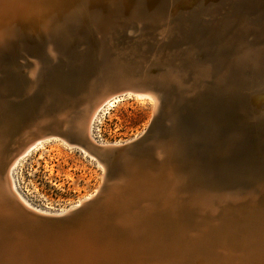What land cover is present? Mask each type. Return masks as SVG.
I'll list each match as a JSON object with an SVG mask.
<instances>
[{
  "label": "water",
  "instance_id": "95a60500",
  "mask_svg": "<svg viewBox=\"0 0 264 264\" xmlns=\"http://www.w3.org/2000/svg\"><path fill=\"white\" fill-rule=\"evenodd\" d=\"M80 2V10H69L68 13L70 15H85L92 6L99 3L96 0H80ZM144 2H148V0ZM221 3L225 4L226 0H222ZM37 4L40 5L41 3ZM219 8L222 10L223 5ZM225 8L224 5L223 9ZM255 9L256 8L248 10L253 13ZM36 12L37 18L42 17L48 14V6L44 5L43 9L41 8ZM139 18L141 19V25L146 29H148L153 22L151 13H144ZM8 21L13 22L14 20L10 21L5 18H0V22ZM97 23L96 27L100 28L103 24V20L98 19ZM198 25L200 26V23H195V27ZM128 26H130L129 22ZM84 28H86V26H84ZM128 28L127 33L130 35V38L126 40L121 32H119V35L114 31L109 33L108 37L113 34L114 39L116 38L114 43L116 49H111L108 40L104 42V44L102 42L100 44L96 42L95 39L88 50L83 54H80L79 50L77 56L74 57L75 50H68L66 53L69 57H56L55 65L48 76V84L57 88H54L55 91L44 104L41 105V102H38L32 112L28 111L29 108L25 109L22 101L19 103V100H17L16 104H18L15 107L14 104L12 105L15 110V112H13L14 119L18 121L19 124L15 128L16 130L13 131L14 136L10 137L11 139H9L7 144L6 151L9 152L8 154H12L10 159L15 154L16 142L23 136V133L30 132L31 130L33 138L57 136L64 139L69 144L81 145L82 138L77 131L78 129L74 124L62 122L59 116L62 111L70 106L82 105L80 110L84 111L95 99L106 94H124L127 91L151 89L155 95L162 92V98L159 111L152 116L146 132L153 133V130L157 127L160 120H163L166 116H169V114L175 118H182V121L187 124L189 123L193 126L189 129L194 132L196 128H201L203 124V115L201 114L207 113L208 117L220 124L219 129L217 133L212 129L209 132L203 130L200 134H193L196 138L192 136L193 139H190L193 142L192 146L194 147L195 145V147H198L196 142L202 141L208 147V149L206 147L205 150L213 152V145L219 143L222 149H227V161L230 162V167L232 166L235 171H232V169L230 171L227 169L225 170L224 167L220 165L221 161L226 158V156H224L225 154L221 155V157L213 154V157L209 158V154H212L211 152H200L199 154L204 161L206 160L209 162L206 168L199 166V169L202 170L200 177L207 181L205 186H209L210 184H223V186L225 184L226 186L229 181L235 180V182H238L239 180L245 187L257 188L260 184V178L255 179V181H250L247 177H239V174L246 171L244 159L253 154L257 155V159H259L260 147L264 145V70L261 68L262 63H259L257 66H252V68L247 67L245 68L248 69L246 71L243 69L244 66L240 69L230 67L227 71L223 66L216 65L214 67L216 71L214 77L215 80L219 81V84H216V86L211 83L209 79H204L201 85L196 88L197 86L195 82L192 81L194 77L191 73L192 87L186 89L181 82L183 76L181 74L184 72L183 68L179 71V78H177V81L162 84L163 75L166 71L165 65L169 60V55L173 56L174 53L177 57H182L185 53H191L194 60L202 59L206 54L205 49L208 46V40L202 37L198 44H194V38L192 37L197 34L191 32L187 34L180 33V28L178 27L176 30L177 41L174 42L178 43L176 47L170 50L173 42L169 39L166 43L161 44V47L157 46V48L154 49V39L150 38L146 32L132 34ZM14 38L15 39L10 41L11 48L13 49L11 52L16 53V55L18 54L19 57H15L14 60H11V64H14V67L11 69L9 78L7 79L8 83L6 89H8L7 91L9 93L3 96V103L0 105V122H2L3 119L4 122L6 121V112L12 109L11 107L5 110L7 107L5 103H8L9 99L11 101L13 90L16 89L15 87L22 79H27L26 75L32 66L30 56L34 52H40L38 49L39 47L34 45L35 42L39 43L41 39L40 35L36 32L28 31L26 36H23L17 30L16 33H14ZM96 43L100 45L99 48H97ZM120 44L122 45L120 46ZM18 45L25 47L23 52L19 51ZM191 45H194V47H191ZM121 49H123V52ZM124 59L133 65H137L140 60H144L147 62V65L140 67V69L133 70L125 67L123 68L121 62L124 61ZM154 60H156V63L153 67L151 63H153ZM191 64L193 65L192 62L189 65H187V62L185 63L188 68L191 67ZM252 75L253 81H250L249 78L250 76L252 77ZM200 89L206 94V98L208 99L207 102L211 103V105L209 104V109L196 110L198 104L194 105L193 102L189 101L186 102L188 106L182 104H180L181 107L177 106L179 101L178 95H188L187 97L184 96L186 98H189V96L195 97L201 91ZM188 92L190 94H187ZM216 94L219 96H216ZM230 94L234 96V102L237 105L236 108H234L232 105L233 103L227 98ZM35 101L37 100H34L33 103H35ZM225 105L229 107L230 110L226 111L225 108H223L226 107ZM84 107L86 108L84 109ZM180 126V133L184 136L183 131L189 126H185L184 123ZM189 129H186L185 132L190 131ZM192 148L185 149L180 146L174 150L178 151V154L175 152V157L177 159L180 158L176 160L179 167L182 166L186 172H189L190 166L192 165L190 161L191 157L194 156ZM200 149L202 148H199V150ZM94 155L102 164L105 163L106 158L103 161L97 153ZM184 155H187L185 158L186 160L181 159ZM129 158L124 159L118 155L110 164L105 163L106 174L99 194L95 198H91V200L84 202L81 206L70 209L61 215L47 216L45 224L41 228L38 227L33 217L40 218L43 215L28 209V207L10 191L7 182L3 183L2 180L0 183V257L8 258L7 256L10 255L7 252H15L16 254L23 253L24 255L22 256L25 258L21 257L19 260H24L28 263L31 262V255L35 256V249L40 248L46 253V262H44V264H100L101 257L96 259L94 263L92 258L97 250L95 245L100 239L105 238L104 234L107 230L106 220L108 219L107 207L111 210L113 206L110 201L111 196L107 199L106 204L101 205V209H99V205L96 203L104 194L106 187L110 185V179L121 176L127 170L131 163ZM8 160L5 157L1 162L4 165L5 161L7 162ZM230 167L228 168L230 169ZM256 170L258 171V168H256ZM259 173L260 171L256 174L258 175ZM114 174H116V177L113 176ZM192 176V173L189 172L185 173L184 178L185 180L187 179V182L191 181L190 184L192 187H199L197 183L193 182L192 179L194 178ZM153 179L155 180V178ZM139 182L144 188L150 183V180L142 178L139 179ZM203 187L204 186L201 187V190H203ZM185 188L184 185L183 190L187 191ZM226 188L228 189L229 187L226 186ZM154 193L155 191H153L151 196L156 197L157 195ZM109 194L111 195V192H109ZM186 198V196L183 197L185 200ZM156 210L159 211L157 214L158 216H163L164 213H168L164 208H156ZM110 224L111 221L109 222V225ZM150 225V220L148 221V219H146L144 235L149 234L147 229H149ZM113 229H116L115 233H117V228ZM115 233L113 234L114 237H116ZM57 243H61L64 246L69 256L68 261L57 263L56 257H50L54 255V253L51 254V250L53 245L57 247Z\"/></svg>",
  "mask_w": 264,
  "mask_h": 264
},
{
  "label": "rangeland",
  "instance_id": "374dc122",
  "mask_svg": "<svg viewBox=\"0 0 264 264\" xmlns=\"http://www.w3.org/2000/svg\"><path fill=\"white\" fill-rule=\"evenodd\" d=\"M187 8L189 7H184L185 10H189ZM203 8L202 6L200 7L201 10H203ZM177 9L175 12L179 13ZM197 10H199V8L196 9V11ZM185 22H181L183 24L181 27H186ZM131 24H134L133 26L139 29L137 28L139 23ZM165 28L168 31H172L171 25H166L165 22L162 23L161 27L156 30V40H163L162 32ZM241 28L236 26V32L242 33L243 29ZM261 28L264 29V27ZM187 29H189V27H187ZM258 31L256 30V32ZM132 32L134 31L132 30ZM174 32L172 31L171 33ZM225 32L228 37L235 33L232 32L230 28ZM149 33H151V31ZM262 38L263 37H260V39ZM126 39L127 37L125 40ZM250 39H252L251 33L248 39H242V42H239L241 47H248L247 53L251 50L250 48L254 46L255 48L260 47V50L258 49L259 51H264V41L260 43L259 38H255L254 40L259 43L254 41L255 43H250L249 47L245 42ZM115 41L116 38L109 40L111 49H116L114 46ZM228 41L229 40H223L222 45H220L221 43H218V45L223 46V44H227ZM153 44L155 45L154 49L159 45V43ZM121 45L122 44H120V46ZM176 46L177 45H174L173 48ZM121 50L123 52V49ZM47 52L50 56L53 55L54 57L55 49H53L51 44H48ZM218 54L219 55L215 57L230 58L226 57L227 54L225 53L218 52ZM251 55L253 54L249 56L245 54L243 57L255 58L250 57ZM190 60L193 62V65H190L193 66L192 68H188L185 65L186 62L187 65H189L191 63ZM33 61L38 64L40 63L36 59L31 60L32 63ZM251 62H256V58ZM155 63L156 60L151 64ZM179 63H181L183 67L181 65L180 67ZM256 64L258 65L259 63L257 62ZM122 65L123 68L125 67L133 70L140 69V67L147 65V62L140 60L137 65H133L124 59V61L121 62V66ZM217 65L219 66L218 63ZM38 67L32 64L27 73L28 78L32 81L30 83L28 82L26 85L28 86L30 95L35 94V92L44 93L43 98L48 100L55 89L46 86V84L38 80ZM165 67L166 69H173L172 77L170 78L171 82L177 81L180 69H184V72L181 74L183 75L181 82L186 89L192 87L190 75L193 70L195 73L192 81L195 82L196 88L201 85L204 79H213L219 84V81L215 80L214 77L216 74L214 69L215 65L212 69L210 63L205 62L204 59L194 60L191 53H185L182 57H177L174 53L173 56L169 55V60ZM246 70L248 69H245V71ZM249 80L253 81V75L252 77L250 76ZM146 90L156 98V101L153 97L136 96L133 92L128 91L124 94L117 95L119 99L112 103L113 106H110L111 108L106 109L104 105L102 109L97 112L92 123L90 122V128L88 125V138L92 143L100 146H110V144L118 146V144H127L144 135L152 118V114L158 105L157 95L150 89ZM190 93L188 92L187 94ZM107 96L109 95H103L99 97V99L102 98L103 100ZM216 96L219 95L216 94ZM203 97L204 99L195 102L194 105L198 104L196 110L210 108L211 103L207 102L208 99L206 98V94ZM227 98L233 103L232 105L235 106L234 96L230 94ZM46 100L43 101V99H41L39 102H41L42 105ZM101 101H97L95 106ZM34 107H30L28 111L32 112ZM25 108H27V105ZM68 108L59 114L64 123L74 122L75 114L72 111H67L69 110ZM223 108H225L226 111L230 110L227 106ZM201 115H203V124L201 128H196L195 131L192 132L189 128L193 126L183 122L182 118H175L169 114V116L166 117L169 120V128H167V123L165 124L162 120L159 127L157 125L156 129H154L157 130L155 133L156 140L165 142L169 139L170 133L174 131L175 135L173 136L175 138L172 136L174 138L172 144H174L175 147L182 146L185 149H191L193 147V142L190 139H193V137L196 138L193 134H200L203 130L209 132L212 129L217 133L220 126L214 119L208 117L207 113ZM75 120L78 121V119ZM172 120H174V123H172ZM178 123L180 125L184 123L185 126H189L185 128V131L186 129L190 131H183L185 137L180 133L179 128L181 126ZM147 133L148 132L145 133L146 136L153 134L152 132ZM196 143L197 146L202 149L199 150L195 145L192 148L194 156L190 159L192 165L190 166L189 172L193 175V182L197 183L199 187H192L190 184L191 181L187 182V179L185 180V173L189 172H186L182 166L179 167L177 161L176 164L172 161L169 163V160L166 158L167 162H163V167L156 169L152 165L148 167V171L151 175L155 179L161 181V183L157 185V204L158 206L161 205V208L166 209L169 216L167 213L165 217H156L155 215H157L159 211H157L156 208L153 209L152 215L154 217L153 219H149L151 225L149 229H147L149 233L147 235V240L149 239L151 244L147 246L148 254L144 257L145 263L143 260L141 262L140 258L138 263L264 264V145L260 147L259 159H257V155L254 154L244 159L246 171L239 174V177H247L250 181H255V179L260 178L259 186H257V188L245 187L239 180L238 182L232 180L229 181V183L226 181V186L229 187L227 189L225 184L224 186L223 184H210L209 186H205L207 181L200 177L202 170L199 169V166L206 168L209 163L205 160L206 163L199 154L205 151L212 153L209 154V158L213 157V154L219 157L225 154L224 156H226V158L221 161L220 165L224 167L225 170L227 169L230 171L232 169V171H235L232 166L230 167V162L227 161V149H222L221 145L216 143L213 145L214 150L212 152L205 150L207 145L202 141ZM1 149L3 148L0 145V161L3 160L5 156V153ZM156 150L155 147L152 149L154 152H156ZM159 155L160 154L157 153L154 155V158L158 160L160 158ZM186 156L187 155L182 156L181 159L186 160ZM228 167H230V169ZM256 168L260 171L258 175L256 174L258 172ZM105 174L106 172L102 163L94 155L87 152L80 145L69 144L64 139L57 136L48 137L42 142L41 147L29 151L18 160L13 169V177L17 191L33 206L49 213L67 210L77 202H82L87 196H89L88 198H92L95 194L97 195L104 181ZM115 175L116 174L113 176ZM167 178L173 179L175 185H171L172 180L169 183L163 184L162 181H165ZM184 185L187 191L183 190ZM202 186L205 187H203V190H201ZM117 190V188H114L111 190V192L113 191L111 195L108 194L103 197L111 196V198H113L114 194L118 193ZM185 196L187 197L186 200L183 199ZM150 202L146 201L144 205L148 207V203ZM158 206L157 208H159ZM136 215L139 223L137 224V230L143 235V238H145V221L143 220L145 218L141 213ZM120 219L122 220L121 223L127 222L123 215L120 216ZM115 245L116 244L109 247L110 254H117V251L113 253ZM137 245H139V242H137ZM122 252L123 251L118 253L117 258L121 259L124 255ZM134 252V254L139 253L140 247L136 246ZM115 258L113 259L116 262Z\"/></svg>",
  "mask_w": 264,
  "mask_h": 264
},
{
  "label": "bare ground",
  "instance_id": "6f19581e",
  "mask_svg": "<svg viewBox=\"0 0 264 264\" xmlns=\"http://www.w3.org/2000/svg\"><path fill=\"white\" fill-rule=\"evenodd\" d=\"M96 1L99 3L92 6L87 14L82 16H74L70 15L68 12L69 10H80V0H0V18H5L6 20L10 21H18L0 22V105L3 103V96L9 93L7 91L8 89H6L8 83L7 79L9 78L11 69L14 67V64H11V60H14L15 57H19L18 54L16 55V53L11 52L13 51V49L11 48L10 42L15 39L14 33H16L17 30L23 36H26V33L28 31H33L40 35V42L34 43V45H37L39 47L38 49L40 52H34L30 57L31 60L36 59L38 62H40L38 64L37 62L33 61L32 64L37 67L39 66L37 72L38 80L42 81V83L46 84V86L49 87H53L48 84V76L55 65L56 57H69L66 53V51L68 50H75L74 57L77 56L79 50L80 54H83L86 50H88L95 39L96 42H99L100 44L101 42L104 44V42H106L107 40H112V38H114L113 34L108 37L109 33L112 31L117 32L118 35L119 32H121L125 38L127 37V39H129L130 35H128L127 33L128 27L129 31L132 34L146 32L150 36V38L154 39L153 43H159V47H161V44L166 43L169 39L172 40L173 43L171 44V49L174 45L178 44L174 43L177 41L176 30L178 27L180 28V33L182 32L183 34H187L191 32L197 34L196 36L192 37L194 38V44H198L201 41L202 37H204L206 40H208V46L205 49L206 54L204 57H202V59H204L205 62L210 63L212 69L214 65H217V63L219 64V66H223V64L225 63L223 68H226V70L228 71L230 67L234 69H240L243 68V66V69L247 67L252 68V66H257V62L262 63L261 68L264 69V51H259L260 47H251V50L247 53L248 47L240 46L242 39H248L250 33L252 34V39L245 42L247 46H249L250 43H259L254 40L255 38H259L260 43L264 41V29L261 28L264 27V0H226L225 4L221 3L222 0H148V2H144L145 0ZM37 3L41 4L39 5ZM44 5L48 6V14L37 18L35 14L37 13L36 11L40 10L41 8L43 9ZM221 5H223V8L225 5L226 8H222L221 10L219 8ZM201 6L204 7L203 10L200 9ZM184 7H189L187 8L189 10H185ZM198 8L199 10L196 11V9ZM254 8H256L255 11L251 13L249 10ZM176 9L177 11H179V13L175 12ZM182 11L184 14L182 13ZM144 13H151L153 17V22L151 26L148 27V29L143 28V25H141V19L139 18ZM98 19L103 20V24L100 28L96 27V25L98 24ZM194 21L196 24L200 23V26L198 25L195 27ZM128 22L130 26H128ZM164 22L166 25H171L172 31L174 32L175 30V32L171 33V30L168 31L165 28L162 32L163 40H156V30L159 29ZM181 22H185V28L184 26L181 27V25H183ZM131 23H139V26L137 27L139 29H136L133 26L134 24L132 25ZM84 26H86V28H84ZM236 26L240 28L242 27L241 29H243V32H236ZM187 27H189V29H187ZM229 28L232 32L235 33L232 34V36L228 37L225 31ZM132 30L134 32H132ZM256 30L258 32H256ZM150 31L151 33H149ZM260 37L263 38L260 39ZM223 40H229L231 42L228 41L227 44L219 46L218 43H221L220 45H222ZM48 44H51L53 49H55L54 57L53 55L50 56L47 52ZM96 44L97 48H99L100 45L98 43ZM193 46L194 45H191V47ZM24 48L25 47H21L18 45L19 51L23 52ZM218 52L225 53L227 54L226 57L230 58L227 59L223 57H215L219 55ZM245 54H248V56L250 54H253L250 57H255L256 62H251L254 61L255 58L243 57ZM182 64L179 63V66L181 65L183 67ZM154 65L155 64H152L153 67ZM172 70L173 69L170 68L166 69L163 75L162 84L171 82L170 78L172 77ZM191 72L194 77L195 71L193 70ZM26 77L27 79H22L15 87L16 89L13 90L11 101L9 99L8 103H5L7 105V107L5 105V110L10 109L13 104L15 107L18 104H16L17 100H19V103L22 101L24 106L27 105V108H33L34 106H36L37 101L39 102L41 99H43V101L46 100V98H43L44 93L42 94L40 92H35V94L30 95L28 86L26 84L28 82L30 83L32 80L28 78V75H26ZM209 80L211 81V83H215V86L216 84H218V82H214L213 79ZM200 90L201 91L195 97L189 96V98H186L188 95H178L179 101L177 103V106L181 107L180 104L188 106L186 103L188 101L195 104V102H197L198 100L204 99L203 96L205 95V93L204 91H202V89ZM130 92H133L136 96L153 97V95L147 90H134ZM108 95L109 96L105 97L103 100L102 98L95 99L90 105L87 106V109H85L86 107H84V111L80 110L82 105H74L72 107L70 106L68 108L69 110H67L72 111L75 114L74 122H72L71 124H74V126L78 129L77 131L82 138V144L80 146L83 147L87 152L91 153L92 155L97 153L103 161L106 158L105 163L107 164H110V162L114 160L118 155H120V157H123L124 159L130 157L129 161L131 162L127 170L121 176H115L116 178L110 179V185H107L108 187H106L104 194L96 203L97 205H99V209H101V205L106 204V201L109 198L108 196H103L108 195L109 192H111V190L114 188L118 189V193L114 194L113 198L110 197V201L113 206L111 210L113 211H111L107 207L108 219L106 220L107 230L104 234L105 238L100 239V241L95 245L97 247V250L95 255H93L92 260L94 263L96 259L101 257L100 264H139L138 260L140 258L141 262L143 260V262L145 263L144 257L148 254L147 246L151 243L149 239L147 240V235H145V238H143V235H141L137 230V224L139 223L136 214L141 213L143 214L144 218L148 220L153 219L154 216L150 215H152V209H155L158 206L157 185L161 183L160 180L153 179L154 177L148 171V167H151L149 165H152L155 169L161 168L163 167V162H167L166 158L169 160V163L172 161L174 164H176V160H179L180 158L177 159L175 157V152H177L178 154V151L174 150L179 147H175L174 144H172L175 138L173 136L175 135L174 131L170 133V136L168 137L169 139H167V141L162 142L156 140L155 138V133L157 130H154L153 134L149 136H146L145 132L144 135H142L138 139H135L123 145L118 144L117 146L110 144V146H100L92 143V141L88 138V132L91 126L90 122L92 123L95 115L100 109H102L104 105L106 106V109L111 108L110 106H113L112 103L119 99V96L117 95L120 94L110 93ZM156 97L158 100V105L156 104L157 107L152 116H154L155 113L159 111L162 92H159ZM154 99L156 101V98ZM34 100L37 101L33 103ZM97 101L101 102L97 106H95ZM234 105L237 106L235 102ZM235 106L234 108H236ZM14 107L6 112L5 116L8 121L6 119L7 122H4L3 119V121L0 122V145L3 148L1 150H3V152L5 153L4 158L6 157L7 160L9 159L7 162L5 161V169L4 165L0 161V183L2 182V180L3 183L7 182L10 191H12L15 196L26 207H28V209L43 215L40 218H37L35 216L33 217L34 221H36V223L38 224V227L41 228L45 224V219H47V216L61 215L69 211L70 209L81 206L84 202L91 200V198H88L89 196H87L84 200H82V202H77L76 204L70 206L67 210L49 213L45 210H41L36 206H33L17 191L13 177V169L15 165L17 164L18 160L26 155L29 151L34 148L41 147L42 142L45 141L48 137L33 138V133L31 132L32 130L30 132L23 133V136L20 137V139L16 142L15 154L10 159L12 154H8L9 152L6 151L7 144L9 142V139H11L10 137L14 136L13 131L16 130L15 128L19 124V122L14 119ZM166 117L163 119V121L165 122V124L167 123V128H169V120ZM75 119H78L79 122ZM161 121L162 119L160 120L158 127L161 124ZM154 147L157 149L156 152L152 151ZM157 153L160 154V158L158 160L154 158V155H156ZM104 164L102 165L105 169ZM142 178L150 180V183L144 188L139 182V179ZM171 180V185H175V181H173V179L171 178H167L165 179V181L163 180L162 183H169ZM100 190L98 191L97 195L99 194ZM153 191H155L154 194L157 195L156 197L151 196ZM97 195L95 194L92 198H95ZM146 201H152L148 203V207L144 205ZM160 206L158 207L161 208ZM121 215L126 218V223H121ZM155 216L165 217L166 215L164 213L163 216ZM146 219L143 220L146 221ZM110 221L111 224L109 225ZM113 228H117V233H115L116 229L114 230ZM113 231L116 237L113 236ZM137 242H139V245H137ZM114 244L116 245L114 247L113 253L117 251L116 255L109 253V247L114 246ZM56 246L57 247L53 245L51 254L54 253V255L50 257H56L57 263L68 261L69 256L67 255L64 246L61 243H57ZM136 246L140 247V252L134 254ZM121 251H123L122 253H124L125 256L123 255L121 259H119L117 258V255L118 253H121ZM7 253L10 256H7L8 258L0 257V264H44V262H46V253H44L40 248L35 249V256L31 255V262L28 263H26L24 260H19L21 257H24L22 256L24 255L23 253ZM113 258L116 259V262Z\"/></svg>",
  "mask_w": 264,
  "mask_h": 264
}]
</instances>
